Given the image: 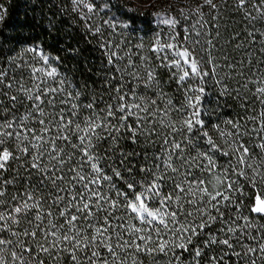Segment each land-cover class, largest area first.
Returning <instances> with one entry per match:
<instances>
[{"label": "snow or ice", "instance_id": "obj_1", "mask_svg": "<svg viewBox=\"0 0 264 264\" xmlns=\"http://www.w3.org/2000/svg\"><path fill=\"white\" fill-rule=\"evenodd\" d=\"M235 5L249 26L239 59L218 45L217 17L204 19L205 8L218 11L215 0H170L169 11L145 18L155 25L149 55L143 42L104 39L114 81L107 100L82 99L54 66L59 57L39 46L5 56L0 44V264H183L185 252L190 264H264V30L256 27L264 26V0ZM104 7L115 8L104 21L113 31L136 23L132 8ZM5 11L0 5V22ZM73 11L102 34L88 23L96 3L73 0ZM234 75L244 89L253 85L252 98L237 88L243 112L212 123L207 88L231 95ZM123 140L142 151L113 160ZM133 156L144 161L135 174ZM245 187L254 192L248 203Z\"/></svg>", "mask_w": 264, "mask_h": 264}, {"label": "trees", "instance_id": "obj_2", "mask_svg": "<svg viewBox=\"0 0 264 264\" xmlns=\"http://www.w3.org/2000/svg\"><path fill=\"white\" fill-rule=\"evenodd\" d=\"M92 2L98 5V14H91V20L88 23L102 28V34L99 36L93 35L85 27V21L81 19L80 12L73 11V0H0V5H3L6 10L3 13L5 19L0 22V44L3 47V55H15L17 50L29 46H39L51 57H59L58 64L53 61L54 66H58L59 71L66 75L81 91L82 99L87 96L88 99L102 97L107 100L109 96L108 89L111 84H114V81L107 79L112 73L109 71L104 51L100 47L101 42L104 39H111L112 43L127 44L129 46L143 42L145 45L144 54L149 55L147 47L154 35L155 25H147L145 18L151 19L152 13L169 11L168 4L170 0H155L156 6L147 8L143 7L142 4L137 7L140 0H111L113 4L119 3L127 8L134 9L137 14L134 25H130L128 28L117 27L115 31L104 24V21L109 19V15L106 13H115V8L108 9L104 7L108 0H92ZM215 2L218 4V11L209 13L208 9L205 8L204 19L210 20L211 16L217 17L216 22L220 25L218 45L223 46L225 52L237 57V59L246 57L247 52L245 49L248 48V44L244 38L249 26L243 18L244 13L237 11L235 0H215ZM175 7L179 8L180 5L176 4ZM83 12L87 13V9H83ZM132 14V12H129V15ZM172 14L177 15L175 11ZM116 15L119 16V13H116ZM253 15H256V13L253 12ZM134 27H144L145 30L133 32ZM256 27L264 30V26L259 23ZM150 28L152 30H149ZM236 34H239L241 39H233L229 43L230 37H234ZM237 43H243V47L239 51L235 50ZM252 47L255 49L259 45H253ZM21 59L31 61L32 54H22ZM158 71L164 73L162 79L168 81L166 70L159 69ZM242 80V77L234 75L226 81L231 95L221 96L216 85H210L207 88L208 120L212 123H220L243 112L241 104H244L245 101L237 98L235 90L239 88L243 96L251 99L254 87L249 84V90L244 89L241 87ZM176 87L175 83L165 84V91L172 95L174 100L177 95L174 91ZM255 107L258 111L260 108L258 102L255 103ZM248 114L255 115L256 111H250ZM121 151L140 153L142 148L130 141L123 140L117 147L113 160L119 159ZM129 160L133 165L132 171L134 174L136 168L144 163L139 156L130 157ZM124 176L125 179H130L126 172ZM135 178L140 179L141 177L136 174ZM241 182L243 183V181ZM244 191L246 193L243 198L244 203H248V196L254 195V192L250 187H245ZM204 239V236L194 239L193 244L199 246V241ZM205 251L208 255L221 254L219 251ZM191 260L192 256L189 252H185L183 264H190ZM201 264H204V262L201 261ZM225 264H230L227 257L225 258Z\"/></svg>", "mask_w": 264, "mask_h": 264}]
</instances>
